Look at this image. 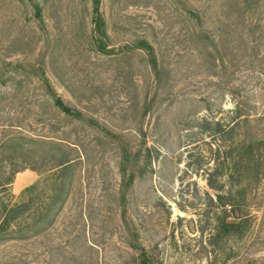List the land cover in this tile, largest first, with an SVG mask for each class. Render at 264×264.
Masks as SVG:
<instances>
[{
	"label": "rangeland",
	"instance_id": "374dc122",
	"mask_svg": "<svg viewBox=\"0 0 264 264\" xmlns=\"http://www.w3.org/2000/svg\"><path fill=\"white\" fill-rule=\"evenodd\" d=\"M99 12L101 29L92 0H0V143L39 137L43 154L75 160L54 224L0 241V264H130L135 241L156 264H264V176L246 191L244 235L211 244L221 209L204 171L205 117L228 119L241 85L262 111L264 0H100ZM31 164L0 149L5 202L46 174Z\"/></svg>",
	"mask_w": 264,
	"mask_h": 264
},
{
	"label": "trees",
	"instance_id": "16d2710c",
	"mask_svg": "<svg viewBox=\"0 0 264 264\" xmlns=\"http://www.w3.org/2000/svg\"><path fill=\"white\" fill-rule=\"evenodd\" d=\"M99 2L100 0H92L96 26L101 29L103 19L99 12ZM141 43L152 68L156 69L157 61L152 46L145 40ZM256 83L261 84L260 90L264 96V78L261 81L258 77ZM244 87L241 85L238 89L239 97L229 111L228 119H204L210 126L207 136L213 138L216 144V148L211 151L212 164H208L204 170L205 180L208 187L215 191L217 204L221 209L216 215L210 235L211 244L219 239L244 235L251 224L250 215L245 211L246 191L254 180H260L264 176V103L260 113L253 112L256 108L254 102L241 93H253L255 86L253 89ZM53 104L66 116L76 119L83 117L79 110L66 104L59 96L53 98ZM212 124L215 128H211ZM50 143L21 133L13 134L0 143V149L9 146L18 151L24 164L27 161L39 163L31 164L30 167L34 170L48 165L46 174L26 187L17 201L7 203L0 195V241L37 236L54 224L62 210L68 196L65 178L74 167L75 160L67 150H63L59 157L43 154L40 146ZM3 173L0 166V193L7 185ZM129 247L134 251L130 264H156L154 257L139 242H130Z\"/></svg>",
	"mask_w": 264,
	"mask_h": 264
}]
</instances>
